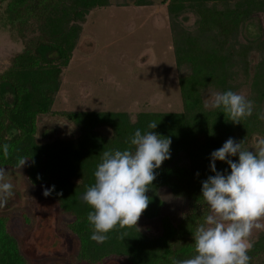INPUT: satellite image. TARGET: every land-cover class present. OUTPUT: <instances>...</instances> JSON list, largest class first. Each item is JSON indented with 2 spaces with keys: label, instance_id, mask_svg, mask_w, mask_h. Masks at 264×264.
Instances as JSON below:
<instances>
[{
  "label": "trees",
  "instance_id": "1",
  "mask_svg": "<svg viewBox=\"0 0 264 264\" xmlns=\"http://www.w3.org/2000/svg\"><path fill=\"white\" fill-rule=\"evenodd\" d=\"M148 2L132 0L135 6ZM164 3L176 68L189 70L178 80L180 111L137 113L133 121L120 112L50 111L61 69L79 35V22L90 11L107 6L108 0H7L5 5L22 48L0 72V168H19V158H25L23 172L30 186H55L47 198L70 217L66 228L77 241L76 260L84 264H101L109 258H121L127 264H173L174 260L192 258L196 255L193 234L210 213L202 198V182L213 175L211 153L229 138L243 141L245 149L253 135L264 139V119L260 118L264 108V30L258 19L264 17V0ZM186 15L191 16L187 26L181 23ZM252 21H257L259 32L248 38L245 27ZM243 87L254 108L240 124L232 123L222 108L207 110L201 104L200 93L207 88L238 93ZM46 114L71 124L77 136L38 144L36 121ZM152 122L157 124L154 130L148 127ZM102 127L109 129L110 136L97 132ZM137 129L171 139V157L155 170L156 179L146 193L150 204L141 215L146 220L157 219L159 233L149 236L134 227H117L107 234L106 242L97 243L90 239L94 228L88 221L94 209L82 197L95 183L103 152L131 148ZM4 145L8 146L7 157ZM182 157L187 165H179ZM231 159L238 162V156ZM216 169L227 174L231 171L220 161H216ZM160 189L185 201V210L175 223L161 215ZM251 243L247 253L250 264H264V228ZM11 244L0 220V258L9 253L6 247Z\"/></svg>",
  "mask_w": 264,
  "mask_h": 264
},
{
  "label": "rangeland",
  "instance_id": "2",
  "mask_svg": "<svg viewBox=\"0 0 264 264\" xmlns=\"http://www.w3.org/2000/svg\"><path fill=\"white\" fill-rule=\"evenodd\" d=\"M147 1L149 4L135 6L132 0H108L107 6L90 11L79 22V35L61 69L50 111L120 112L131 121L137 113L180 111L178 80L189 70L185 66L176 68L164 3L168 0ZM6 2L0 0V72L22 48L8 22ZM258 19L264 30V17L260 15ZM181 23L190 25L191 16H184ZM258 32L257 21H252L246 25L244 36L254 38ZM213 93L216 92L210 88L200 93L204 109H212L206 104ZM238 93L247 94L244 87ZM4 98L10 99L7 94ZM36 127L38 144L77 136L71 124L49 114L39 116ZM97 132L110 136L106 127L98 128ZM259 140V136L253 135L247 143L248 149L254 150ZM179 165H187V160L182 157ZM6 171L14 196L0 211L19 221L23 239L30 235L29 242L35 243V253L40 254L47 253L50 244L48 255L50 259L57 258L60 264H84L76 260L77 241L66 228L70 217L43 195V186L27 183L22 167ZM158 196L163 203L161 215L169 217L172 223L177 222L185 210V201L172 197L166 189H160ZM260 223L264 224V219ZM137 226L149 236L159 233L157 219L140 217ZM262 229H253L250 242ZM101 264L127 263L121 258H109Z\"/></svg>",
  "mask_w": 264,
  "mask_h": 264
},
{
  "label": "clouds",
  "instance_id": "3",
  "mask_svg": "<svg viewBox=\"0 0 264 264\" xmlns=\"http://www.w3.org/2000/svg\"><path fill=\"white\" fill-rule=\"evenodd\" d=\"M206 106L222 108L234 124L250 117L254 108L245 95L231 90L213 93ZM260 118L264 119V113ZM148 127L154 130L157 124L152 122ZM170 145L168 137L154 131L142 134L137 129L131 138V148L103 152L102 162L94 174L95 183L82 197L94 209L88 214L94 228L90 239L104 243L107 234L117 227L140 230L137 222L150 204L146 193L156 179L155 170L170 159ZM4 155L8 156L7 145H4ZM236 156L238 162L231 159ZM27 161L19 158L17 167L23 168ZM216 161L226 163L230 174L217 171ZM210 171L213 175L202 182V198L210 213L193 234L196 255L174 260L173 264H250L251 257L247 253L252 243L249 237L253 229L264 228L260 223L264 219V139L250 150L243 147V141L229 138L211 153ZM54 190L53 185L45 189L43 195L48 197ZM13 196L7 171L0 168V209L6 207Z\"/></svg>",
  "mask_w": 264,
  "mask_h": 264
},
{
  "label": "flooded vegetation",
  "instance_id": "4",
  "mask_svg": "<svg viewBox=\"0 0 264 264\" xmlns=\"http://www.w3.org/2000/svg\"><path fill=\"white\" fill-rule=\"evenodd\" d=\"M3 213L0 211V220H2L3 223L4 233L10 238L12 244L7 245L6 248L9 253L1 255L0 264H13L12 262L14 260L15 264L18 263L17 260L23 262L24 264H47L49 261V264H60L57 261V258L53 257L50 259L49 256L51 255H48L49 249L52 248L50 244H46V248H49L47 253H35L34 246L36 245L35 243L29 242L30 235H28L26 239H23V230L18 223L19 221L11 218L9 214L5 215ZM29 251H32V255Z\"/></svg>",
  "mask_w": 264,
  "mask_h": 264
}]
</instances>
